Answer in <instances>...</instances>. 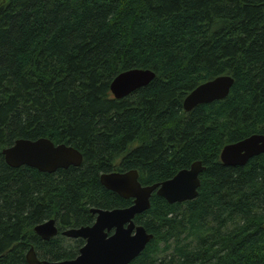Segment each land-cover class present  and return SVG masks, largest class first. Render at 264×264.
Instances as JSON below:
<instances>
[{
  "label": "trees",
  "instance_id": "trees-1",
  "mask_svg": "<svg viewBox=\"0 0 264 264\" xmlns=\"http://www.w3.org/2000/svg\"><path fill=\"white\" fill-rule=\"evenodd\" d=\"M131 69L154 78L115 99ZM220 75L228 95L191 111L186 96ZM264 135V0H0V264L73 259L91 208L127 207L102 173L136 170L142 185L200 161L193 200L155 193L134 222L152 234L129 264H264V153L243 166L224 146ZM47 138L82 154L53 173L10 167L1 151ZM54 219L58 234L34 227Z\"/></svg>",
  "mask_w": 264,
  "mask_h": 264
},
{
  "label": "water",
  "instance_id": "water-1",
  "mask_svg": "<svg viewBox=\"0 0 264 264\" xmlns=\"http://www.w3.org/2000/svg\"><path fill=\"white\" fill-rule=\"evenodd\" d=\"M154 76L155 73L151 70L124 71L113 79L110 92L115 99L124 98L146 86ZM233 82L231 76L220 75L198 85L184 99L183 109L189 112L199 104L225 98ZM1 153L10 167L28 166L46 173L70 166L78 167L83 160L76 148L66 144L55 145L47 138L17 139ZM261 153H264V135L256 134L224 146L220 160L228 166H243ZM202 170L201 162L196 161L174 177L152 185H142L138 181L136 170L102 173L100 183L120 197L132 199V203L122 208H91L90 212L95 215L92 225L62 231V236L66 238L84 240L75 258L61 261L40 260L34 247H31L26 253V261L29 264H129L153 237L143 226L134 222L137 215L150 208L151 196L155 193L170 204L193 200L198 193L199 174ZM34 232L47 240L55 237L58 229L55 220L50 219L36 225Z\"/></svg>",
  "mask_w": 264,
  "mask_h": 264
}]
</instances>
